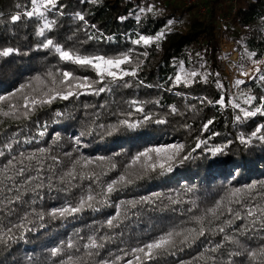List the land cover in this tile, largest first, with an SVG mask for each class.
I'll return each mask as SVG.
<instances>
[{
	"label": "trees",
	"instance_id": "trees-1",
	"mask_svg": "<svg viewBox=\"0 0 264 264\" xmlns=\"http://www.w3.org/2000/svg\"><path fill=\"white\" fill-rule=\"evenodd\" d=\"M57 3L63 7L52 10L48 16L50 20L55 21V25L50 30L51 34L46 31L45 36L55 39L59 35V42L65 48L73 47L83 54L113 55L131 48L134 61L131 66H135L137 59L143 63L139 66L137 77L126 78L130 83L129 88L121 86L115 93H103L99 96L82 94L67 101L55 100L51 105L32 113L29 122L0 116V129H11L7 132L8 136L17 128L22 130L23 135L17 136L21 143L26 136L36 135L39 130L37 125L46 128L43 137H37L31 144L18 147L13 155L20 151L28 152L34 147L47 148L53 144L56 134H59L60 139L56 141L59 148H54L55 153L62 150L76 151L70 146L75 138H80L81 147L76 152L77 155L82 153L93 159L101 156L111 157L123 163H127L131 155L143 147L156 143L178 142L183 143L185 149H194L188 153L189 159L175 165L170 173H153L144 177L130 190L114 195L113 199L158 193L165 202L169 196L184 201L191 199L199 209H205L222 196L226 189L232 187L257 183V191L264 190L259 183L264 182V141L254 138L247 144H241L237 139L240 135L247 136L256 125L264 124V112L236 121L234 117L238 110L231 106L220 108L215 104L209 105L206 101L201 104L198 99L217 98L219 90L214 82L217 79L216 73L219 74L218 79L224 88L231 89L230 94L235 93L236 89L231 85L239 78V66L243 65L245 69L253 66L246 56L247 52L255 53L256 59L264 60V0H236L234 13H231V0H204L205 11L199 13L193 9L191 16L186 19H182L181 0H96L94 3L85 0H57ZM147 5H152L154 11L159 10L158 14L139 13V9ZM26 6H29L28 0H0V50L4 47L18 49V52L9 57L0 56V96L6 97L4 101H0V107L5 110L8 103H15L10 94L21 83H26L38 73H42L48 66L58 64V60L49 50L38 46L43 37L36 35V30L40 27L37 18L22 16L18 22H11L10 16L17 11L22 13ZM77 12L87 19V28L76 19ZM137 14L140 15L139 21L136 19ZM121 16L126 19L120 20ZM224 17H228V20L220 25ZM168 20L173 23L165 27ZM92 25L95 27H91ZM156 31L165 33L158 42L159 47L156 42L147 47L130 43L137 34H154ZM89 36H103L104 39L89 40ZM108 37L111 39H107ZM222 38L232 42L230 50H221ZM145 51L148 52L147 56L142 55ZM233 52L236 56L231 59ZM197 53H200L203 60L197 57ZM181 60L185 62V70L198 71L199 75H204L200 64L205 63V67L213 75L208 77L207 83L201 81L198 75L189 85H174L172 78ZM67 67L78 75H95L90 69L76 65ZM229 68L234 74L231 80L227 74ZM248 89L257 97L264 95V83L258 79L248 80L247 84L240 88L241 91ZM132 99L159 100L158 105L145 103L144 107L147 112L166 122L146 123L135 130L121 131L114 135L105 136L100 132H93L90 136L85 134L81 137V132H86L94 117L98 123L107 125L115 119L112 113L118 109H126V101ZM85 105L89 107L86 108ZM100 105L107 107L101 110ZM170 105L177 109L175 113L171 112ZM254 106H261L258 100L254 101ZM57 113L60 115L57 116ZM213 117V123L203 129V123ZM136 118L138 114L133 111L132 119ZM214 132L218 135L213 136ZM209 137V145L224 144L226 141L231 143L213 158L205 154L202 148L195 149L196 139L208 140ZM2 140L3 137L0 136V142ZM45 141L47 143H44ZM212 159H215L216 163L210 166L209 160ZM3 160L4 157H0V161ZM118 174L113 171L109 176ZM188 188L193 191L185 195ZM39 203L44 209H48L54 205L59 206L61 201L46 197ZM191 206L184 203L176 206V212L171 208L149 212L148 216H151L152 220L146 216L139 225H132L135 229L133 235L144 231L149 223L155 222L156 226L179 223L186 218L181 210ZM114 212V208H105L100 213L86 210L75 220H46L43 228L37 224L36 230L26 232L24 238L17 239L7 246L0 245V264H52L49 254L52 246L58 244L61 239H66L76 229L87 235L94 222L98 225L108 214ZM240 223L241 221H237V224ZM258 241L259 237L254 238L252 246L256 247ZM198 251H202V248L186 249L175 257L161 258L159 264H176L178 259L195 264L194 258Z\"/></svg>",
	"mask_w": 264,
	"mask_h": 264
},
{
	"label": "snow or ice",
	"instance_id": "snow-or-ice-1",
	"mask_svg": "<svg viewBox=\"0 0 264 264\" xmlns=\"http://www.w3.org/2000/svg\"><path fill=\"white\" fill-rule=\"evenodd\" d=\"M85 2L94 3L96 0ZM28 4L22 13L17 11L12 14L10 20L16 23L22 16L37 18L40 27L37 28L36 35L43 37L38 46L49 50L58 60V64L48 66L42 73H38L26 83H21L10 94L15 103H8L7 110L0 107V116L29 122L32 113L51 105L55 100L67 101L82 94L99 96L103 93H115L121 86L130 87L126 78L137 77L139 66L143 63L137 59L135 66H131L134 62L131 48L113 55L83 54L76 48H65L59 42V35L55 39L45 36V32L50 33L55 25V21L50 20L48 16L52 10L63 5H58L57 0H28ZM145 12L155 15L159 10L154 11L152 5L139 9V13ZM75 15L87 28L88 21L85 16L80 12ZM119 19L123 21L126 17L121 16ZM136 19L140 20L139 14ZM172 23V20H168L166 27ZM91 27L94 28L95 25ZM168 30L170 31V28ZM164 34L163 31L137 34L130 43L147 47L156 42L159 47L158 42ZM94 38L104 39L103 36L88 37L89 40ZM15 52H18V49L4 47L0 50V56L9 57ZM142 55L147 56L148 52L145 51ZM196 55L203 60L200 53ZM246 56L251 60L253 67L245 70L243 65L239 66L240 75L246 79H235L231 87L235 88L236 92L230 94L231 89L224 88L218 79L219 74L216 73L217 79L214 82L219 90L217 98H198L201 104L206 101L209 105L215 104L220 108L231 106L238 110L234 117L236 121L264 112V95L257 97L252 94L251 89L240 90L248 80L258 79L264 83V60L256 59V54L251 52H247ZM68 65L90 69L95 75H78L69 70ZM200 69L204 71V75H199L198 71L185 70V62L181 60L172 78V84L189 85L198 75L201 81L207 83L208 77L213 74L207 70L205 63L200 64ZM5 99L6 97L0 96V101ZM257 100L260 107L254 106V101ZM126 103L128 107L114 111L112 114L115 119L107 125L98 123L94 117L86 132H81V137L85 134L90 136L93 132H100L105 136L114 135L121 131L135 130L146 123L166 122L147 112L144 107L145 103L158 105L159 100L132 99ZM106 107L107 105H100L101 110ZM169 108L172 113L177 111L174 106L170 105ZM133 111L138 114V118L132 119ZM59 115L60 113H57V116ZM214 119L213 117L204 122L203 129H207ZM37 127L39 130L36 135L26 136L22 143L17 139L18 134L23 135L20 128L12 132L11 136L7 135L11 129H0V136L3 137L0 142V157H4V160L0 161V245L7 246L17 239L24 238L26 232L36 230L37 224L43 228L46 220L67 222L69 218L75 220L86 210L100 213L105 208H114L115 212L108 214L101 223L97 225L94 222L87 235L76 229L66 239H61L58 244L52 246L49 251L52 264H159L161 258L175 257L193 247L202 248L194 258L195 264H264V190L257 191V183L226 189L222 196L205 209H199L191 199L184 201L169 196L165 202L158 193L114 200V195L130 190L150 174L172 172L175 165L190 158L188 153L194 149H185V145L178 142L156 143L137 150L127 163H123L111 157L101 156L93 159L82 153L77 155L76 152L81 147L80 138H75L70 146L76 151L62 150L55 153L54 148H59L56 141L60 139L59 134H56L53 144L47 148L34 147L28 152L20 151L13 155L18 147L29 145L37 137L45 135L46 128H40L39 125ZM212 135L217 136L218 133L214 132ZM254 138L264 141V124L256 125L247 136L237 137L241 144H247ZM210 139L211 137L208 140L196 139L195 149L202 148L205 154L213 158L231 143L226 141L224 144L209 145ZM215 163V159L209 160L210 166ZM113 171L119 174L110 177L109 173ZM259 183L264 189V182ZM192 191L193 189L188 188L185 195ZM46 197L61 203L59 206L44 209L39 202ZM184 203L192 206L181 210L186 218L179 223L172 222L160 226H156L155 222L149 223L144 231L133 235L135 229L132 225H139L146 216L152 220V217L148 216L149 212L169 208L176 212V206ZM237 221L241 223L237 224ZM256 237H259V241L257 246L253 247L252 240ZM176 264L193 262L178 259Z\"/></svg>",
	"mask_w": 264,
	"mask_h": 264
},
{
	"label": "built area",
	"instance_id": "built-area-1",
	"mask_svg": "<svg viewBox=\"0 0 264 264\" xmlns=\"http://www.w3.org/2000/svg\"><path fill=\"white\" fill-rule=\"evenodd\" d=\"M231 2H232L231 13H234L236 9V0H231ZM182 4H183L182 19H186L191 16V9H196L199 13H203L206 9L204 0H182ZM227 20L228 17L222 18L220 21V25L224 24ZM220 48L224 52L230 50V49H224L222 47V44L220 45Z\"/></svg>",
	"mask_w": 264,
	"mask_h": 264
},
{
	"label": "rangeland",
	"instance_id": "rangeland-1",
	"mask_svg": "<svg viewBox=\"0 0 264 264\" xmlns=\"http://www.w3.org/2000/svg\"><path fill=\"white\" fill-rule=\"evenodd\" d=\"M181 3H182V0H181ZM181 8H182V10H183V4H181ZM192 11H193V9H191V13H192ZM225 40H227V39H221L220 40V45L222 44V47H223V44H224V42H225ZM229 41V40H228ZM231 42V41H230ZM232 44V43H231ZM231 48V47H230ZM231 59H234L235 57H234V55L232 54V56L230 57ZM253 66H250V67H248L247 69H245V70H248V69H250V68H252ZM227 74H228V79L229 80H231L232 78H233V71L232 70H230V68L227 70ZM240 79H246L245 77H243V76H241L240 75V73L237 75ZM170 143H176V142H170Z\"/></svg>",
	"mask_w": 264,
	"mask_h": 264
},
{
	"label": "bare ground",
	"instance_id": "bare-ground-1",
	"mask_svg": "<svg viewBox=\"0 0 264 264\" xmlns=\"http://www.w3.org/2000/svg\"><path fill=\"white\" fill-rule=\"evenodd\" d=\"M230 47H231V42L225 40V42H224V44H223V48H224V49H230ZM233 55H234V57H235V56H236V53L233 52Z\"/></svg>",
	"mask_w": 264,
	"mask_h": 264
},
{
	"label": "crops",
	"instance_id": "crops-1",
	"mask_svg": "<svg viewBox=\"0 0 264 264\" xmlns=\"http://www.w3.org/2000/svg\"><path fill=\"white\" fill-rule=\"evenodd\" d=\"M227 41H228V40H227ZM231 43H232V42H231ZM231 48H232V44H231ZM231 48H230V49H231Z\"/></svg>",
	"mask_w": 264,
	"mask_h": 264
}]
</instances>
